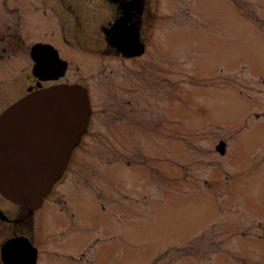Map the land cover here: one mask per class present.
Returning <instances> with one entry per match:
<instances>
[{
	"label": "rangeland",
	"instance_id": "374dc122",
	"mask_svg": "<svg viewBox=\"0 0 264 264\" xmlns=\"http://www.w3.org/2000/svg\"><path fill=\"white\" fill-rule=\"evenodd\" d=\"M157 1L155 57L139 61L147 69L127 63L124 72L120 59L107 60L112 82L156 83L155 98L140 96L138 115L102 118L58 195L45 196L39 264H264V0ZM43 4L39 41L75 56L83 51L77 34L108 26L109 18L91 24L87 10L76 19L54 0ZM15 60L23 68L16 79L0 68V115L15 101L19 78L34 76L29 48ZM69 200L79 202L78 219ZM22 209L12 203L11 214ZM83 220L88 243L73 235Z\"/></svg>",
	"mask_w": 264,
	"mask_h": 264
},
{
	"label": "flooded vegetation",
	"instance_id": "af4514ba",
	"mask_svg": "<svg viewBox=\"0 0 264 264\" xmlns=\"http://www.w3.org/2000/svg\"><path fill=\"white\" fill-rule=\"evenodd\" d=\"M40 4H43V0H40ZM54 4L66 6L67 10L70 11V15L73 18L81 19L85 18L86 10L89 12V19L91 24L100 23L102 19H108V26L104 27L102 33H80L71 35L77 39V43L83 46V51L80 55L71 54L64 46L61 49L57 48L51 42L39 41V0H0V68L7 71L8 74H14L13 78L16 79L15 75L22 73L21 60H15L16 58H25L27 49L30 50V56L33 47L39 43H46L53 45L59 53V57L67 62V69L64 72H54L58 78L42 81L40 78L31 77V75L25 74L22 85L19 88L16 86L15 90V101L20 100L25 95H28L29 89H37V83H39V89L47 88L54 85H81L83 86L90 98L91 107V118L88 126L87 133L82 138L79 145L75 148L68 168L63 175L62 179L59 180L50 194L53 198L57 194L61 187L64 186L68 181L69 173L74 170V162L78 155L79 150L83 149L87 144L88 140L99 137L100 133L98 130L99 121L102 118L109 119L115 112L121 114L122 112L128 114H137L139 111L140 96L147 98L148 101H152L155 98V86L147 84L146 86L136 87V83L129 82L128 78L126 81L112 82L111 76L108 75L107 60L109 58L120 59L121 67L124 72L129 71L127 63L141 65L139 61L146 57H155V51L151 50L150 47L154 44V26L157 19V0H54ZM52 6V5H51ZM57 8L55 5H53ZM52 6V9H53ZM54 10V9H53ZM43 16V15H42ZM118 20H122L125 24L123 27L127 30H131L133 25L138 32V40L144 45L145 50L142 55L139 56H127L122 52H119L117 48L111 42L110 29ZM34 34V35H33ZM34 36V38H32ZM64 43L68 49H72L71 41L67 38L64 39ZM84 53V54H83ZM83 54V60L81 55ZM10 58H15L12 61H8ZM16 61L18 63H16ZM74 67L72 69L71 64ZM23 64L26 68V62ZM149 67L148 73H153L154 64L152 60L148 59L146 63ZM136 65V66H137ZM83 67V69H82ZM142 70H146L145 65L139 66ZM26 71L24 70V73ZM138 72H140L138 70ZM126 77L123 73L122 78ZM29 79L31 84L28 85ZM143 80V79H142ZM168 83V77L166 78ZM21 90H26L24 95H20ZM20 95V96H18ZM18 97V98H17ZM13 102V103H14ZM12 103V104H13ZM147 105V102L144 101ZM169 107V105L167 106ZM134 126V123H131ZM134 134L129 137L128 146H133L131 143L134 141ZM107 145L110 147L108 138L105 139ZM107 145L100 144V150L105 151ZM116 153L120 155L123 145L118 139L116 144ZM152 170V167L149 169ZM149 172V171H147ZM122 173L117 179V190L122 192ZM60 187V189H59ZM70 205L73 208V214L71 218L73 220L78 219L80 213L77 210L79 202L75 203L71 200ZM0 264H12V259L8 251H6V245L14 239L28 240L36 252V263L39 264V257L41 251L39 249V239L37 236L40 231V220L38 221L39 211H28L22 209V211L13 217L11 214L12 203L5 199L0 194ZM90 203H86L84 210L89 212ZM118 210L123 209V205H117ZM34 213H38L33 216ZM119 216V215H118ZM70 218V219H71ZM71 219V220H72ZM90 221V218L88 222ZM84 225L83 232L80 230L77 236H83L84 243H88L89 237L86 231L87 223L83 220ZM14 226V231H13ZM17 227L24 232H17ZM72 227L77 229L75 223H72ZM26 233V234H25ZM86 246V244H85ZM82 252L83 259H87L86 247ZM73 260H76L73 257ZM21 261V260H20ZM90 264V263H88Z\"/></svg>",
	"mask_w": 264,
	"mask_h": 264
},
{
	"label": "water",
	"instance_id": "95a60500",
	"mask_svg": "<svg viewBox=\"0 0 264 264\" xmlns=\"http://www.w3.org/2000/svg\"><path fill=\"white\" fill-rule=\"evenodd\" d=\"M122 26L121 21L114 26L117 30L112 40L117 49L128 56L142 54L144 48L138 43L134 26L127 32ZM31 57L35 62L33 74L41 80L57 78L59 74H52L67 68L51 45H35ZM89 116L87 92L77 85L31 89L6 109L0 115V194L27 210L39 209L65 172ZM217 150L224 155L225 144ZM6 251L12 264L36 263V252L28 240H12Z\"/></svg>",
	"mask_w": 264,
	"mask_h": 264
}]
</instances>
